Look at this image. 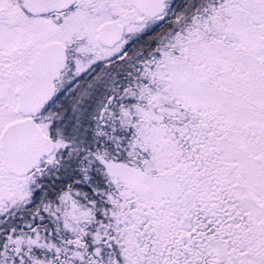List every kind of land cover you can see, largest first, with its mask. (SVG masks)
<instances>
[{
  "label": "snow or ice",
  "instance_id": "snow-or-ice-1",
  "mask_svg": "<svg viewBox=\"0 0 264 264\" xmlns=\"http://www.w3.org/2000/svg\"><path fill=\"white\" fill-rule=\"evenodd\" d=\"M0 264H264V0H0Z\"/></svg>",
  "mask_w": 264,
  "mask_h": 264
}]
</instances>
